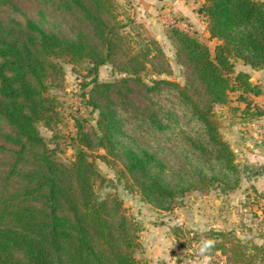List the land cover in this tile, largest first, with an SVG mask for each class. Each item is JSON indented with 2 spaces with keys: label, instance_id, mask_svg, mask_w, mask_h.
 <instances>
[{
  "label": "trees",
  "instance_id": "1",
  "mask_svg": "<svg viewBox=\"0 0 264 264\" xmlns=\"http://www.w3.org/2000/svg\"><path fill=\"white\" fill-rule=\"evenodd\" d=\"M119 8L117 0H0V264H141L139 227L123 201L97 197L105 178L94 153L121 165L129 187L163 212L192 191L242 182L215 108L237 92L248 115L244 94L260 93L248 74L235 75V62L264 70V0H204L214 52L196 34L171 31L184 83L157 40L126 33L131 21ZM63 63L94 76L81 96L95 124L75 116L71 137L58 132L61 102L51 92L64 86ZM108 64L124 77L100 82ZM40 124L71 142L72 160H61ZM224 238L212 253L264 264L263 246Z\"/></svg>",
  "mask_w": 264,
  "mask_h": 264
},
{
  "label": "rangeland",
  "instance_id": "2",
  "mask_svg": "<svg viewBox=\"0 0 264 264\" xmlns=\"http://www.w3.org/2000/svg\"><path fill=\"white\" fill-rule=\"evenodd\" d=\"M117 1L120 5L118 11L121 21H131L130 27L125 29L126 33L130 32L136 40L142 37L157 40L170 61L173 78L184 83L183 69L177 63L170 34L173 29L188 32V28L179 16L177 18L173 16L176 15L173 11H169L171 5L164 4L167 9L163 6L157 8L161 2L170 0H150L149 7L145 5V1L142 2L143 6L137 4V0ZM165 9L167 11L162 12ZM192 36H198L199 40L214 52L215 44L205 35ZM63 69V88L52 89L51 92L61 102L62 122L58 132L71 137L76 132L75 116L86 118L90 124H95L97 113H93L92 109L85 105L81 96V86L94 76H88L84 65L74 67L63 63ZM122 76L109 64L99 68L100 82H113ZM238 95L231 93V101L227 106L217 105L215 108L224 137L227 129L239 128L236 110H239L237 105L242 104L236 102ZM39 130L52 149L56 144L60 145L59 150L62 151L59 152V157L62 161L73 159L76 148L70 141L64 144L60 139H54L53 132L42 124L39 125ZM102 154L100 151L92 157L105 178L103 185L97 189V197L103 199L108 193H112L123 201L128 214L139 227L142 249L137 253V257L141 264H202V257L198 253L200 241L212 238L215 243H221L226 240V235L229 239L236 237L249 246L256 244L264 247V210L257 202L260 195L251 186L245 185L243 175V184L234 191L222 192L220 188L192 191L178 198L173 211L163 212L149 205L137 190L131 189L121 175V165L107 162L100 157ZM244 167L241 169L245 175ZM248 174L247 177L250 172ZM209 264L229 263L226 257L216 250L211 252Z\"/></svg>",
  "mask_w": 264,
  "mask_h": 264
},
{
  "label": "crops",
  "instance_id": "3",
  "mask_svg": "<svg viewBox=\"0 0 264 264\" xmlns=\"http://www.w3.org/2000/svg\"><path fill=\"white\" fill-rule=\"evenodd\" d=\"M144 1L145 5L149 7L150 3L148 1L150 0H137V4L143 6L142 2ZM170 1L166 3L165 1L161 2L160 7L157 8L163 6L167 9L168 7L164 4L171 5L169 11H173L176 14L173 16L177 18L179 16L185 22L190 34L205 35L215 46L218 44L216 39H211L205 19L199 13L204 0ZM166 9L162 12L167 11ZM239 73L248 74L250 76V83L260 93L258 95L244 94L245 97H248L252 101V109L248 115L242 113L245 105L243 106L244 103L236 97V102L242 104L237 105L239 110H236L238 111L236 115L239 121V128L227 129L225 138L237 155L240 169L242 166H245L243 171L246 174L244 175L242 172L245 185L251 186L255 192L259 193L260 197L257 202L260 203V206L264 210V70H254L251 66L245 65L241 60H237L235 62V75ZM249 172L250 176L247 177L246 175Z\"/></svg>",
  "mask_w": 264,
  "mask_h": 264
},
{
  "label": "clouds",
  "instance_id": "4",
  "mask_svg": "<svg viewBox=\"0 0 264 264\" xmlns=\"http://www.w3.org/2000/svg\"><path fill=\"white\" fill-rule=\"evenodd\" d=\"M215 240L212 238L200 241L198 253L202 257V264H209L211 260V251L214 248Z\"/></svg>",
  "mask_w": 264,
  "mask_h": 264
}]
</instances>
